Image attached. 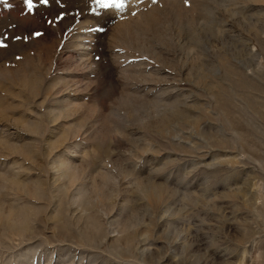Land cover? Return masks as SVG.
I'll return each mask as SVG.
<instances>
[{"label": "rangeland", "instance_id": "1", "mask_svg": "<svg viewBox=\"0 0 264 264\" xmlns=\"http://www.w3.org/2000/svg\"><path fill=\"white\" fill-rule=\"evenodd\" d=\"M34 3H0V264H264V0Z\"/></svg>", "mask_w": 264, "mask_h": 264}, {"label": "snow or ice", "instance_id": "2", "mask_svg": "<svg viewBox=\"0 0 264 264\" xmlns=\"http://www.w3.org/2000/svg\"><path fill=\"white\" fill-rule=\"evenodd\" d=\"M156 0H153V3H155ZM0 3H4L7 5L8 8L14 7L11 4H8V0H0ZM21 3L23 5V12L22 15H28V14H35L34 10L37 8V5L34 3V0H21ZM93 3L96 6V9L99 10H109V9H122L124 7L123 0H93ZM39 4L42 6H47L49 4V0H39ZM135 15V13H133ZM63 16H59L58 19H62ZM49 24L52 23V21H48ZM34 36L39 37L44 35L42 32H35L33 33ZM17 40L21 39V37L17 36ZM7 45L0 44V48H6ZM19 58V57H18Z\"/></svg>", "mask_w": 264, "mask_h": 264}]
</instances>
